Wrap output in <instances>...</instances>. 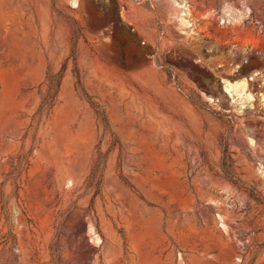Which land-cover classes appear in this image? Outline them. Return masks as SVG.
Here are the masks:
<instances>
[{
  "label": "rangeland",
  "instance_id": "rangeland-1",
  "mask_svg": "<svg viewBox=\"0 0 264 264\" xmlns=\"http://www.w3.org/2000/svg\"><path fill=\"white\" fill-rule=\"evenodd\" d=\"M0 264H264V0H0Z\"/></svg>",
  "mask_w": 264,
  "mask_h": 264
},
{
  "label": "bare ground",
  "instance_id": "bare-ground-1",
  "mask_svg": "<svg viewBox=\"0 0 264 264\" xmlns=\"http://www.w3.org/2000/svg\"><path fill=\"white\" fill-rule=\"evenodd\" d=\"M232 87H233L232 84H230L229 88L231 89Z\"/></svg>",
  "mask_w": 264,
  "mask_h": 264
}]
</instances>
